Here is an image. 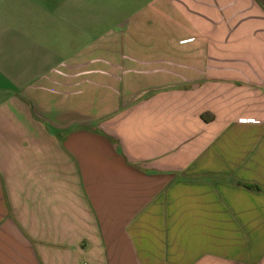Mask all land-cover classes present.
<instances>
[{"label": "crops", "instance_id": "obj_1", "mask_svg": "<svg viewBox=\"0 0 264 264\" xmlns=\"http://www.w3.org/2000/svg\"><path fill=\"white\" fill-rule=\"evenodd\" d=\"M0 264H264V0H0Z\"/></svg>", "mask_w": 264, "mask_h": 264}]
</instances>
